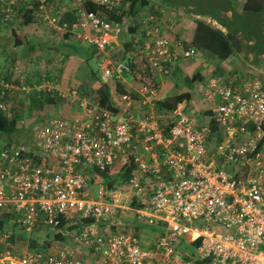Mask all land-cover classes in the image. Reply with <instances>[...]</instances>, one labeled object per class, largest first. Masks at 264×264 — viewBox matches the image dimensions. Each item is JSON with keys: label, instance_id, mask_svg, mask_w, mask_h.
I'll list each match as a JSON object with an SVG mask.
<instances>
[{"label": "built area", "instance_id": "2783aa9c", "mask_svg": "<svg viewBox=\"0 0 264 264\" xmlns=\"http://www.w3.org/2000/svg\"><path fill=\"white\" fill-rule=\"evenodd\" d=\"M86 1L111 11L123 6L122 0H76L72 23L48 15L45 1L40 9L55 30L102 53L104 82L124 80L130 65L111 57L120 48L116 28L86 10ZM26 2L32 4L0 0V17L9 21L14 6ZM147 36L145 55L160 76L203 53L153 26ZM263 77L259 71L235 83L212 74L200 86L206 121L184 102L166 122L156 109L165 98L158 87L144 86L134 91L136 98L122 94L125 110L118 114L82 98L75 87L62 91L78 103L79 114L40 126L36 153L42 162L19 147H0V212L14 215L16 223L0 233V264H264ZM12 89L30 90L24 81L0 82V98ZM137 106L139 114L133 112ZM132 163L131 189L102 183L99 199L91 196L82 169L116 172ZM134 199L140 206L131 205ZM131 210L158 230L148 245L123 229L119 212ZM40 230L51 240L46 248L18 240L22 231L35 238ZM57 233L63 238L55 239Z\"/></svg>", "mask_w": 264, "mask_h": 264}, {"label": "trees", "instance_id": "16d2710c", "mask_svg": "<svg viewBox=\"0 0 264 264\" xmlns=\"http://www.w3.org/2000/svg\"><path fill=\"white\" fill-rule=\"evenodd\" d=\"M122 1L123 6L112 11L94 4L91 1H86L84 3V8L88 11L97 12L101 17L109 20L114 26H119L118 28L120 31L117 32L116 35L121 43L120 48L117 52L113 53L111 57L115 62L125 61L130 65L131 73L128 75L138 80L140 84L139 88L144 86L159 88L160 75L156 70L152 69L148 62V58L145 55L144 42L148 37L147 31L151 26L155 29H160V26L156 25V21L161 22L162 20H170L168 16L166 17L164 12L169 10V8H175L170 7V4L176 3V0H159L161 4L157 3L155 0ZM191 1V4H186L187 9L192 7L196 0ZM50 2H54V0H49V3ZM27 3L28 2H26V4L15 5L16 14L9 21H4L3 18L0 17V27L7 28L8 34L14 36L15 46L26 44L30 51H34L36 50L35 44H37L41 50L45 49L44 53L55 51L62 55V62H68L71 56L65 53L66 50H62L61 43H72V36L70 33L60 31L59 37L61 41L59 42L57 40V43L60 44H53L54 46L50 44L55 41L39 44L32 43L27 33H25V37H22L20 32L23 28L28 26L33 27L40 22H46L43 20L44 15L41 13L40 9L41 1L32 0L31 5ZM49 3L47 6H49ZM202 4L203 8L201 10H194L195 16L191 14V18H189L185 15H181L182 18L180 17L181 20L179 18L177 21V23L179 22L178 24L170 25V28L173 27V29L174 26H176L175 35L177 41L181 42L186 48L200 50L218 59L220 64L215 70L216 75L222 77L228 75L235 83H242L241 80L254 77L257 74L254 68H256L255 66L258 64L259 59L264 57V0H203ZM173 12L177 13L176 11ZM146 14H151L152 19L148 22H146V19H139L138 22H129L127 31L129 34L126 35V21L130 18L135 19L144 17ZM56 15H58L61 23H72L77 17V8L72 7L61 13L59 11ZM40 18L43 21H40ZM189 20L191 21L189 22ZM17 24V28H21L20 32L13 28V26ZM9 27L12 29L9 30ZM52 47L53 49H51ZM96 53L98 57H101L98 51L95 52V55ZM28 54L30 55V53ZM43 61L44 57L39 55L35 62L42 64ZM45 66L50 67L48 59H46ZM34 69L37 70V74L38 69ZM46 71H49L48 74H46ZM50 73L52 72L46 68L43 74L52 77L51 79L57 83L56 85H59V80L62 78L58 74L51 76L49 75ZM92 74L97 77L96 81H98L99 84L96 89L97 97L103 108L110 111H118L120 109L119 105L113 100L112 88H114V85L118 92L122 94L130 93L134 98L137 97L136 93L130 90L131 88L129 89L122 80L104 82L101 76L97 75L96 71L92 70ZM176 76L177 74L174 75V77ZM201 76L199 72L194 73L192 76H186L183 80L186 84V90L168 95L157 103V112L164 115V120L166 122L172 121V112L179 104L184 102L189 104L192 101L193 85ZM34 78L35 76L29 73L21 74L20 72H16V76L11 80L12 83L21 85L22 81H24L25 85L31 90H7L5 96L0 98V101L9 106L11 110L10 115L0 110V135L2 137L19 132L20 126H22L21 121L24 117V110L39 114L40 111H44L49 107L59 105L65 101V98L61 96L57 89L53 91L56 93H52L47 89L39 90L36 88L37 82H40V80L42 81L46 76L39 73V80H37L36 83ZM32 82H34V84ZM188 104L187 106L190 107ZM13 143L14 142L8 141V144L4 147H10ZM37 150H39V147ZM37 150L31 148L24 153L32 155L37 161L42 162L43 157H41L40 154L37 155ZM84 171L85 173L91 174V181L93 183L100 181L102 178L109 188H117L129 182L130 178L136 172V167L132 163L126 169L120 170L117 173H113L110 170L101 172L95 168L82 169V172ZM136 200L137 199H134L133 202ZM137 201L134 202L133 205H137ZM133 214V212L127 213L129 227L132 226L131 220ZM14 219L15 216L10 213L2 214L0 212V233L10 226L14 229L16 226ZM62 226H66L65 220L62 222ZM140 231H142V229H140ZM54 238L62 239V233L55 234ZM50 243L51 240L45 239L43 244H36L33 242L31 245L46 248Z\"/></svg>", "mask_w": 264, "mask_h": 264}, {"label": "rangeland", "instance_id": "374dc122", "mask_svg": "<svg viewBox=\"0 0 264 264\" xmlns=\"http://www.w3.org/2000/svg\"><path fill=\"white\" fill-rule=\"evenodd\" d=\"M155 1L157 3L161 4V2L159 0H155ZM202 1L203 0H196L195 3L192 5V7H189V9L186 8V4H188V3L191 4V2H192L191 0H176L175 1L176 3H172V4L169 3L170 7H175V8H169V10L165 9L166 11L164 12V14L166 15V17L168 16L171 21L170 20L169 21L168 20H162L161 22H157L156 21V23H157L156 25L160 26V28H163V30H165V28L170 29V25H176V24L179 23V22L177 23V21L179 20L180 17L182 18L181 15H185L186 17L191 18L190 17L191 14L195 13L194 10H201L203 8ZM42 2H44V3H42V5L45 6V12L48 15H52V16L56 15V13H58L59 11L61 13V12L65 11L67 9H70L72 7H74V8L78 7V5L76 4V0H54V2H50V3H49V0H42ZM47 3H49V6H47L48 5ZM173 11H176L177 13H175ZM194 16H195V14H194ZM181 18H180V20H181ZM139 19L140 20L141 19H146V22H148L149 20L152 19V15L151 14H146L144 17H139V18H135V19H133V18L128 19L126 21V24H125L127 26V30L125 32L128 31L129 22H132V21L138 22ZM43 20L40 18V21H43ZM190 21L191 20H189V22ZM147 25H148V23H147ZM118 27L119 26H115L117 32L120 31ZM124 30H125V26H124ZM55 31H57V30H55L53 28V26H51L49 23L40 22L35 27H32V29H30L29 32H27V34L30 36V40H31L32 43H38L39 44V43L52 42V41H55L54 43H57L58 41L59 42L61 41V38L59 37V35H60L59 31H57V33H55ZM160 33H161V31H160ZM2 34L3 35L0 36L1 37L0 38V42H2V43H12V44L15 43L14 36L9 35L7 30H5ZM24 34H25V31H24V33H21L22 37H24ZM128 34L129 33L127 32L126 35H128ZM50 36H52L53 39H51V40L47 39ZM72 39H73V42L77 41L75 38H73V36L71 38V41H72ZM118 43H120L119 38H118ZM25 46H26V44H25ZM35 46H36V50L30 51L28 49V51H26V53H25V54L30 53V55L28 54L29 55L28 58H30L29 59V64L28 65L25 64V67H22V66L20 68L18 67L16 72H20L21 74L24 73L23 70H25V72H29L30 71L29 68L32 69L31 60H33L34 64H36V63L38 64V62H35V61H36V59L38 58L39 55H42L44 57L43 63L42 64H38V65L36 64V65L33 66L34 68L38 69L37 74H36V71H37L36 69H32V71L29 72L30 75L35 76V78H34L35 83H36L37 80H39V73H41L43 76H46V78H43L42 81L40 80V82H37V85H36L37 89H39V90L47 89V90L51 91L52 93H56V92H53L54 91L53 87L56 86L57 83H55V81H53L51 79L52 77H50V76H48L46 74H43V73H45V69L47 68V69H49L52 72V73H50V74H52V76L53 75H57V73L61 72L60 68L62 67V64H63L64 67L65 66H67V68H69L70 66L72 67V70H71L72 72L70 71L68 73L70 75H67V73H66V76H65V77H69L72 81L71 80H70L71 82L70 81L69 82L66 81L65 83H67V84L72 86V84H75V82L77 80V76H78L79 84H77L76 86L79 89L81 88L82 92L85 93V95H83L82 97L86 98V99H88V100H90L92 102H99V98L97 97V93L92 91V89H91L90 92H88V90H87L89 88V81L87 80L88 76H87V79H86V73L92 72V70L96 71L98 76L101 75V70H100V67L98 65V61H97L96 57H94L92 59H88V60H83L81 58V56H78L79 58H78L77 61H81V62H80L79 66H78V69H77V67H76L77 63L74 62V65H72L73 63L71 62V64L69 63V65H67L68 62H64V61L62 62V59H63L62 55L59 54V53H56L55 51H53V53L48 57V61H49L50 67H46L45 66L46 57H45V53H44L45 49L41 50L38 47L37 44H35ZM17 49H18V47H16V46H11V48H9V50H11V51L12 50H17ZM87 50L90 51L91 48H88ZM81 55H82V57H84V51L82 52ZM0 58H2L1 55H0ZM188 65L191 66L192 64L189 63ZM255 67L256 68H254V70H256V72H259V71L261 72L262 71V74H263V72H264V57L262 59H259V62H258V64ZM75 70H76V74L77 75L75 74ZM41 71H43V72H41ZM183 73H184V76L183 75L179 76V74H177L176 77H174V75H173L174 78L173 77L172 78L169 77V79L167 80L168 82L166 83L165 86L168 85V87H169L168 89H169L170 93H171V91H173L175 93V87H177V89H178V91H176V93L186 90V86H185L186 84L183 82V80H184V78L186 76H191L193 74V70L192 69L189 70V71L188 70H184ZM111 81H116V80H111ZM128 81H130V80H128ZM0 82H4V80H2L0 78ZM96 82L98 83V81H96ZM133 82L134 83H132V82L131 83L133 84L134 88H137V87L138 88L134 89V88L130 87L131 88L130 90L138 91L140 89L139 88L140 84H139L138 80L133 78ZM32 83L34 84V82H32ZM60 88L63 89V92H67L66 91V87L63 88V87L60 86ZM172 88H173V90H172ZM112 89L115 91V92L112 91V93H113L112 96L114 98V101L120 106V109H121L122 108V104H121L120 96L122 95V93L118 92V90L115 88V85H114V88H112ZM164 90H166V89L164 88ZM116 92H118L119 94H116ZM116 95H117V97H116ZM199 97L200 98H198V97L195 98V100L192 103V105H190V106H192V110L191 111L196 113L201 121L210 120L209 117L205 118V116H207L208 112L206 111L205 106H203V104H204L203 98H201V96H199ZM76 104H78V103L71 101L70 97H67V98H65V101L63 103H60L59 105L55 106L56 109L59 110L57 113L53 112V109L50 108V107H49L50 108L49 110L47 108L46 110L41 111V113H39V114L38 113H30L28 110H24V115H23L24 117H23V119L21 121V125L22 126H20L19 132H17L16 134H13V135H6L4 137H2L0 135V147H4L5 145L8 144V141H9V142H14L13 145L10 146V147H19L20 149H23L25 151H28V149H31V148H34V149L37 150L38 147H39L38 136H39L40 126L44 125V123L49 118H54V117L73 118L75 113H76V111H78V108H77ZM206 107L208 108L207 104H206ZM61 110H63V111H61ZM3 111L7 112L9 115L11 113V110L9 109V106H7V105H6V109L3 110ZM89 169H93V168L90 167ZM90 177H91V174L88 173V179H89L88 187H89V191L91 193V196L94 199L98 200L99 199L98 191H99L100 185L102 183H104V181L101 179L100 181H98L96 183H93L90 180ZM117 188L128 189L129 190V189H131V186L129 184H125L124 186H120V187H117ZM140 225L142 226V231L141 232L144 234L143 237H144V241L145 242H149L150 240L155 238V236H156L155 231H157L156 227L151 226V225H147V224H142V223H140ZM39 233H41V234L40 235H34L35 238H30L28 233H25V232L22 231V233L19 235V239L18 240L20 242L26 244V245L27 244L30 245L33 242L36 243V244L37 243L39 244L43 240H45L41 230L39 231ZM146 235L148 237H150V240L148 238L145 239ZM0 237H1V234H0ZM32 247H35V246H32Z\"/></svg>", "mask_w": 264, "mask_h": 264}, {"label": "crops", "instance_id": "0c3cea01", "mask_svg": "<svg viewBox=\"0 0 264 264\" xmlns=\"http://www.w3.org/2000/svg\"><path fill=\"white\" fill-rule=\"evenodd\" d=\"M40 1L42 2V0H40ZM17 27H18V24L16 26L15 25L13 26L14 29H16V30H18L20 32L21 28L18 29ZM33 27H35V25ZM175 27L176 26H174V29H173V27H171L170 29L165 28L166 31L163 30V28H160L159 29V32L161 31L160 34L167 35L168 37L177 40L176 39V35H175L176 34ZM10 29H12V28L9 27V30ZM30 29H32V26H30V27L28 26V27L23 28L21 30V32L24 33V31H25V33H27V32H29ZM5 30H8V29L7 28H4V27H0V36L3 35L2 33ZM21 32H20V34H21ZM55 33H57V31H55ZM24 37H25V34H24ZM47 39H50L51 40V39H53V37L50 36ZM76 40H77L76 42H73V39H72V41H71L72 43H61L62 50L63 51L66 50L65 53L66 54H70V56H71L70 57V60H68L67 65H69V63L71 64V62L73 63L72 65H74V62H75V63H77V66L76 67L78 69V66H79V64L81 62V61H77L78 58H79L78 56H81V58L83 60H86V58L88 60V59H92V58L96 57L97 58V61H98V65H99V63L101 61V57L100 56L98 57L97 56V53L95 55V52H97L98 50L94 46H91V45H89L86 42L84 43L81 40H78V39H76ZM115 41L118 43L117 35H115ZM53 44H60V43H51L50 45L54 46ZM118 44H120V43H118ZM11 46H15V43L12 44V43H2V42H0V55L2 56V58H0V78L2 80H4V82H12L11 80L14 79V77L16 76L17 68L18 67L20 68L21 66L22 67H25V64L28 65L29 64V59H30V58H28L29 57L28 54H25L26 51H28V48L25 46V44L24 45H21V46H16V47H18V49L17 50H12V51L9 50V48H11ZM88 48H91V50L90 51L87 50ZM51 49H53V47ZM51 51H53V50H51ZM83 51H84V57H82V55H81ZM115 51H117V50H115ZM52 53L53 52L45 53L46 59H48V57ZM98 53L100 55L102 54L99 51H98ZM113 53H115V52L113 51L112 54ZM31 62H32V65H31L32 66V69H34L33 66L36 65V64H34L33 60H31ZM189 63H191L192 65L189 66L188 65ZM219 64H220V61L218 59L213 58L210 55H208L205 52H203L202 55H200L197 59H186V60H183L181 63H179L172 70V72H171L170 75H168V76H159V82H160V84H159L160 87L159 88H160V90H161V92H162V94H163L164 97H167L168 95L175 94L176 91H178L177 87H175V93L173 91H171V93H170V91L168 89L169 88L168 85L165 86L166 83L168 82L167 80L169 79V77L172 78L173 75H175V74H179V76H181V75L184 76V73H183L184 70H188L189 71V70L192 69L193 70V74L196 73V72H199L203 77L201 76V78H199V80L194 83V85H193V99H192V101L189 104L187 103L188 105H192V103L194 102L195 98H197V97L200 98L199 96H201V92H200L201 88H200V86L203 83H205L208 80V78L215 72V70H216V68L218 67ZM65 67L67 68V66H65ZM65 67L62 65V67L60 68L61 69L60 70L61 72L60 73H57L62 78L61 80H59V85H56L57 90H59V93H61L63 91V89H61L60 86L63 87V88L66 87V90L69 89V88L75 87L78 90L79 95L82 97L83 95H85V93L82 92V89L81 88L79 89L76 86L77 84H79L78 76H77V80L75 79L76 80L75 84H72L71 83L72 86L69 85V84H67V83H65L66 81L69 82L71 80L69 77H65V76H66V73H67V75H70L68 73L72 70V67L71 66L69 68H67V69ZM32 69L29 68L30 71H32ZM76 70H75V74H76ZM23 71H24V73H29L30 72V71L29 72H25V70H23ZM41 72H43V71H41ZM48 72L49 71H46V74H48ZM49 75L52 76V74H49ZM87 76H88V79H87ZM100 76L102 78V73H101ZM125 77L126 78L124 80H122V82H124L129 89H130V87L134 88V86L132 84V83H134L133 82V78H131L130 75L125 76ZM86 79L89 81V88L87 89L88 92H90L91 89H92V91H94L95 93H97V90H96L97 87H98V83L96 82V79L97 78L92 74V72H88V73H86ZM128 80H130L132 83L130 81H128ZM199 83H200V85H199ZM137 88H134V89H137ZM164 88L166 90H164ZM172 90H173V88H172ZM113 92H115V91L113 90ZM116 94H119V93L116 92ZM123 94H125V93H123ZM116 97H117V95H116ZM201 98H202V96H201ZM113 100H114V98H113ZM204 104H203V106H205V108L207 109L205 102H204ZM76 105H77L78 111H76L75 115L79 114V106H78V104H76ZM50 108L53 109V112H56L57 113L59 111V110L56 109L55 106H52ZM50 108H48V110ZM139 109L140 108L137 106L136 108L133 109V112L139 114V112H138ZM61 111H63V110H61ZM108 111H110V110H108ZM121 111L124 112L123 105H122V108L119 109L118 111H110V112H112L114 114H118ZM140 112H141V110H140ZM40 113H41V111H40ZM117 172L118 171L113 172V173H117ZM135 174H136V172H135ZM143 180H145V179L143 178ZM144 182H146V180ZM150 190H151V187L148 188V193H150ZM136 201H134V202H136ZM134 202L133 201L131 202V205L132 206H135L134 208H136L137 206H140L139 205V201H137V205H133ZM130 212H133L134 213V211H132V210ZM127 213H129V211H124L123 213L121 211L119 212V214L122 217V219H124V226L125 227H123V229H125L129 233L136 234V235L140 236L144 245H148L149 243H151L153 240L156 239V236H155V238H153L152 240H150V237H148L146 235L145 239L148 238L150 241L149 242H145L144 241V237H143L144 234L140 231V229H142V226L140 225V223H142V224H147V223L144 222V221H141V220L138 221L137 220V217H136V214L134 213L133 214V218L131 220L132 226L129 227L128 226ZM157 231H155L156 235H157Z\"/></svg>", "mask_w": 264, "mask_h": 264}, {"label": "clouds", "instance_id": "9594fccd", "mask_svg": "<svg viewBox=\"0 0 264 264\" xmlns=\"http://www.w3.org/2000/svg\"><path fill=\"white\" fill-rule=\"evenodd\" d=\"M213 74H215V72L213 73ZM73 88V87H72ZM83 98V97H82Z\"/></svg>", "mask_w": 264, "mask_h": 264}]
</instances>
